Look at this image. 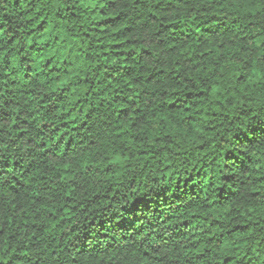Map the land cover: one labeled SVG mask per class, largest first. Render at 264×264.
Masks as SVG:
<instances>
[{
    "label": "trees",
    "instance_id": "16d2710c",
    "mask_svg": "<svg viewBox=\"0 0 264 264\" xmlns=\"http://www.w3.org/2000/svg\"><path fill=\"white\" fill-rule=\"evenodd\" d=\"M264 0H0V264H264Z\"/></svg>",
    "mask_w": 264,
    "mask_h": 264
},
{
    "label": "snow or ice",
    "instance_id": "6c2138e0",
    "mask_svg": "<svg viewBox=\"0 0 264 264\" xmlns=\"http://www.w3.org/2000/svg\"><path fill=\"white\" fill-rule=\"evenodd\" d=\"M262 78H264V73L261 74Z\"/></svg>",
    "mask_w": 264,
    "mask_h": 264
}]
</instances>
